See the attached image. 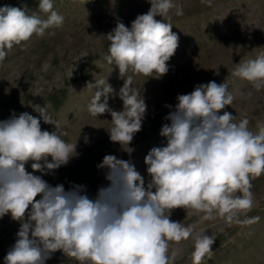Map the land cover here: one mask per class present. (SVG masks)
Listing matches in <instances>:
<instances>
[{
    "label": "clouds",
    "instance_id": "clouds-1",
    "mask_svg": "<svg viewBox=\"0 0 264 264\" xmlns=\"http://www.w3.org/2000/svg\"><path fill=\"white\" fill-rule=\"evenodd\" d=\"M149 2L150 9L137 15L131 27L117 21L105 35L109 41L105 59L124 78L118 93L123 110L109 107L114 89L104 79L86 85L95 89L88 111L95 117L110 113V140L121 145H129L141 131L147 107L127 73L165 75L166 62L179 46V36L166 20L172 9L183 15L182 5L172 0ZM202 2L211 5V0ZM53 7L52 0H39L38 10L47 13V19L29 14L26 6L0 7V62L14 45L62 27L65 18ZM233 75L246 79L256 91L264 89V55L238 64ZM233 99L227 83L215 81L178 95L175 109L165 117L170 126L163 125L160 132L167 145L153 147L145 157L147 184L129 161L105 155L97 168L106 170L109 184L94 198L83 185L66 190L63 184L52 186L26 171L29 160L34 171L47 173L76 155V143L62 138L66 133L47 113V106L35 110L44 123L56 126L53 132L42 130L41 120L28 113L0 121V218L10 214L20 223L4 264H45L58 250L80 264H171L181 253H170V242L189 239L193 264H201L216 240L200 224L215 221L213 226L222 231L224 226L258 219L241 217L255 205L252 180L264 175V128L253 134L247 118L234 122L230 112L220 114ZM175 208L203 215L185 226L170 219Z\"/></svg>",
    "mask_w": 264,
    "mask_h": 264
},
{
    "label": "rangeland",
    "instance_id": "rangeland-1",
    "mask_svg": "<svg viewBox=\"0 0 264 264\" xmlns=\"http://www.w3.org/2000/svg\"><path fill=\"white\" fill-rule=\"evenodd\" d=\"M52 2L53 10L65 18L62 27L50 28L43 37L34 34L30 40L14 45L0 62V121L28 113L41 120L42 130L53 132L56 126L44 123L35 110L36 106H47V113L66 133L62 138L76 143V155L67 165L47 173L34 171L33 161L29 160L26 171L41 176L52 186L63 184L66 190L73 184L83 185L94 198L100 187L109 184L106 170L97 165L105 155H114L133 164L147 184L150 177L145 157L153 147L167 145L160 132L163 125L170 126L165 117L175 109L177 96L189 94L196 85L209 81L227 83L234 96L232 104L220 110V114L230 112L235 116L234 122L247 118L253 134L264 128V89L256 91L246 79L233 75L238 64L264 55V0H211V5L202 0H172L182 5L183 15L177 16L172 9L170 19L166 20L179 36V46L166 62L168 72L160 77H146L131 70L127 73L133 77L132 86L140 91L147 106L142 129L129 145L110 140V113L97 117L90 114L88 104L95 89L86 85L104 79L114 89L109 95V107L123 110L118 93L124 78L118 67L105 59L109 55L105 35L116 27L117 21L131 27L137 15L150 9L149 0ZM38 5L39 0H13L12 7L26 6L29 14L38 13L47 19L48 14L40 12ZM48 160L51 162V157ZM252 184L255 205L241 219H258L250 224L224 226L222 231L213 226L215 221L200 224L199 228H207V234L216 240L201 264H264V175L253 179ZM170 213L171 220L185 226L196 223L203 215L183 208L171 209ZM19 227L20 223L10 214L0 218V264H4V257L15 244ZM171 251L181 253L171 264H193L190 239L170 242ZM45 264L80 262L58 250Z\"/></svg>",
    "mask_w": 264,
    "mask_h": 264
},
{
    "label": "trees",
    "instance_id": "trees-1",
    "mask_svg": "<svg viewBox=\"0 0 264 264\" xmlns=\"http://www.w3.org/2000/svg\"><path fill=\"white\" fill-rule=\"evenodd\" d=\"M13 0H0V7L12 6Z\"/></svg>",
    "mask_w": 264,
    "mask_h": 264
}]
</instances>
